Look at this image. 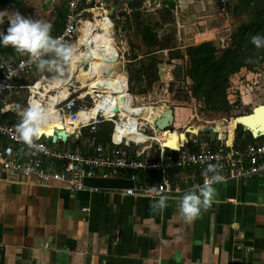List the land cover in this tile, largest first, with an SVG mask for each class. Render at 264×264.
<instances>
[{
  "label": "built area",
  "instance_id": "2783aa9c",
  "mask_svg": "<svg viewBox=\"0 0 264 264\" xmlns=\"http://www.w3.org/2000/svg\"><path fill=\"white\" fill-rule=\"evenodd\" d=\"M145 2L149 6L155 5L154 8L162 4L158 0ZM229 5L230 0H218L216 16L230 13ZM178 6L175 5L173 10L177 11ZM131 11L129 0H67L63 27L53 36L73 50L72 58L66 62L62 73L56 71L50 76L41 73L34 77L36 65L30 61L27 53L0 57V170L18 178L34 177L42 183H55L71 191L98 189L84 185L85 177L125 178L132 181V186L116 189L120 196L148 199H159L153 188L167 198H179L191 189L198 191L210 164L217 165V171L224 177V181L217 184L236 183L264 174V134L252 137L255 142L239 145L236 135L232 142L222 138L223 134L228 133L224 126L216 130L213 141L209 136L207 140L200 137L201 131L187 133V140L177 149H172L163 144L165 138L162 134L176 128L173 126V108L172 123L158 132L154 127L155 121L151 124L147 117L140 114L134 117L135 113L127 108H143V104L136 105L135 101L127 103L124 97L125 105L122 107L121 96L116 92L108 93L98 87L89 89L90 84L84 86L78 75L85 65L88 67L89 60L81 55L87 53L85 42L92 44L90 40L79 43L86 22L95 21L96 18L111 20L112 37L116 39L113 14L125 20L130 17ZM114 44L118 50V61L122 62L124 53L116 41ZM222 47L225 46L222 44ZM233 76L237 77L236 80L232 79ZM56 78L61 80V84L52 87ZM263 80L264 62L253 69H242L233 74L227 89L228 102L233 104L239 101L253 107L257 104L255 102ZM237 81L244 83L237 86ZM127 82L129 88L126 91L131 95L128 77ZM246 95L251 96L248 102L244 99ZM32 105L47 109L50 116L48 123L61 121L67 133L65 142L59 138L51 142L47 140L48 136H41L35 142L37 146L43 145L45 150H40L39 147L30 149L18 139L15 131L17 124L12 122L9 111L22 115ZM146 105L160 106L157 102ZM19 107L21 112L16 110ZM166 107L164 105L163 112ZM105 121L113 122L109 141L94 145L92 140L82 135V129L96 132ZM216 123L210 125L215 126ZM145 128L151 133L144 132ZM188 134L192 137L189 138ZM137 143L144 149L132 151L131 145ZM142 173H147L148 177H141Z\"/></svg>",
  "mask_w": 264,
  "mask_h": 264
},
{
  "label": "crops",
  "instance_id": "0c3cea01",
  "mask_svg": "<svg viewBox=\"0 0 264 264\" xmlns=\"http://www.w3.org/2000/svg\"><path fill=\"white\" fill-rule=\"evenodd\" d=\"M66 1L0 0V11L53 28ZM184 3L175 0L187 12ZM210 7L196 16L209 17ZM7 27L5 21L0 31ZM8 47L12 53L4 56L20 53ZM213 187L211 206L186 223L178 213L184 194L153 213L158 199L122 197L116 189L71 191L0 170V264H264V174Z\"/></svg>",
  "mask_w": 264,
  "mask_h": 264
},
{
  "label": "rangeland",
  "instance_id": "374dc122",
  "mask_svg": "<svg viewBox=\"0 0 264 264\" xmlns=\"http://www.w3.org/2000/svg\"><path fill=\"white\" fill-rule=\"evenodd\" d=\"M187 1L188 0H183V2H186L184 3V6L190 7L186 9L187 12L184 11L185 7L181 6V10L180 8L178 9V11L171 10V13H165L162 10L161 6L165 4L163 0L161 6L157 8L153 7L155 5L149 6L146 2L142 3V12L148 11L147 13H153L154 19H159L162 23V27L157 29L158 36L155 43L156 47L153 48L157 50L153 52L152 56L144 57L145 47L143 45H138L139 41L136 40V32L134 31L133 27L131 29L124 30L122 27L124 20L120 19V30H117V24L115 21L116 39L113 38L110 41L108 40L107 43L112 49V61L114 62L118 59V50L114 44V42L116 41V45L124 53V59L120 63L121 71L124 72L129 79L130 75L135 73L137 66H139L141 62L145 63L147 61H150L152 63H155L154 65L157 68L158 75L159 68L161 69L162 76L159 75V79L155 81H151V78H149L147 72L146 74L143 73V91H137V89L139 88L138 84L134 83L133 86L131 84V96L135 101L136 105H144L143 108L139 109L142 113L144 112L145 115H151L152 113L151 118L154 117L153 119L155 120L159 118L157 117V115H155L157 106L152 112V108L154 107L152 105H146L149 102H157V104L159 105L170 106L171 108H173L175 114V121L173 126L177 127L179 131H183V129L186 127L198 126L202 128L203 126L210 125L211 123L217 121H224L226 119L228 120V122L224 123L228 126L229 123H232V120L236 115H239L240 113L245 114L249 112L252 106L245 105L242 102L241 104L239 102L241 106L233 109L231 112L232 114L229 115V117L228 115L221 112H207L205 110H202L199 107V104L195 101V99L188 95L190 81L188 79H185L184 81H176L174 80L172 74V71L175 65L177 64L181 65L183 72L187 64V57L185 56L184 59H169L171 53L181 51L180 53L185 54L186 47L188 45L197 44L201 41L211 40L218 47H220L222 46L219 44L220 38L222 40V44L226 47V45H228V43L230 42V34L240 23V20L235 17L231 12L224 16H216V0H191L189 5ZM197 5H199V7ZM209 5H211L210 8L212 11L211 15L209 16L210 18L205 17L199 19L198 16H196L197 11L202 9L204 10L203 12H206L208 11L207 9ZM204 15L205 14H202V16ZM115 17L118 18V14L115 13ZM210 19H215L212 20L214 22L211 25L208 24L211 21ZM198 20L199 22H197ZM201 27H203V29ZM161 47L164 48L159 50V48ZM134 56L136 58H133ZM95 65H97V62L94 63V66ZM65 67L66 63L63 64V68ZM55 72L56 71H45V74H52ZM46 75L48 76V74ZM236 78V76H233L232 79L236 80ZM242 83L244 82L242 81L241 83H239L237 81L236 85L238 86ZM171 85L173 89H170ZM91 87H98L103 89V85L97 82L95 84H92ZM260 88V93L258 94L259 97L256 99L255 102L257 104H255L254 106H258L264 103V80L262 81V85L260 86ZM133 92H135L136 94H134ZM256 93H258V91ZM185 96H189V99L184 100L183 97ZM250 97V95H246L244 97L245 101L248 102V99ZM153 119H151L152 122L155 121ZM155 127L156 129H159L156 125ZM170 131L171 132L168 133L169 141L174 139V135L177 133L178 130H175V128H173V130ZM144 132L151 133L150 130L147 128L144 129ZM199 135L205 140H207L209 136L207 132H201ZM187 136L189 138L192 137L191 134H188ZM81 140L83 141L84 138H82Z\"/></svg>",
  "mask_w": 264,
  "mask_h": 264
},
{
  "label": "trees",
  "instance_id": "16d2710c",
  "mask_svg": "<svg viewBox=\"0 0 264 264\" xmlns=\"http://www.w3.org/2000/svg\"><path fill=\"white\" fill-rule=\"evenodd\" d=\"M144 1L129 0L132 8L131 15L124 20L122 27L124 30L134 28L136 40L139 41L138 45L145 47V57L152 56L153 52L157 50L153 48L156 47L157 29L162 27V23L159 19H154L153 13H147V10V12H142L141 6ZM216 1L218 2V0ZM174 7V0H166L165 5L161 6L165 13H171ZM229 7L231 13L240 20V23L230 34V42L226 47L220 48L211 40L201 41L197 44L188 45L185 54L180 53L181 51L171 53L169 59H184L186 56L187 64L183 72L180 64L175 65L172 71L174 80L184 81L188 79L190 81L188 95L195 99L202 110L221 112L228 117L232 114L233 109L241 106L239 101L230 104L227 100L230 77L242 69H253L264 62V47L257 49L251 43L252 36L257 34L264 36V0H230ZM64 17L65 9L59 13V22L52 28V36L61 31ZM112 17L115 19L114 22L116 21V29L120 30V19L116 18L115 14ZM163 48L161 47L159 50ZM8 52L12 53L11 48L0 44V57ZM154 64L147 61L141 62L137 66L135 73L130 75V93L134 83L139 85L138 92L144 90L142 82L146 72L151 81L159 79ZM41 73L45 74V71H40L37 67L33 70L34 77ZM46 74L50 76L53 73ZM170 89H173L172 85ZM189 96L183 97L184 100L189 99ZM241 114L243 113L239 115ZM236 137L239 145L255 142L249 131H244L242 126L237 128ZM140 176L148 177V174L142 173Z\"/></svg>",
  "mask_w": 264,
  "mask_h": 264
},
{
  "label": "clouds",
  "instance_id": "9594fccd",
  "mask_svg": "<svg viewBox=\"0 0 264 264\" xmlns=\"http://www.w3.org/2000/svg\"><path fill=\"white\" fill-rule=\"evenodd\" d=\"M5 21L8 22V27L6 32L0 31V44L27 53L30 61L40 71L63 72V64L70 61L73 50L60 38L51 35L52 25L49 22L25 17L19 11L11 14L7 10L0 11V24ZM251 43L257 49L264 47V36H252ZM49 119L46 108L39 105L29 106L22 113L21 123L15 128L18 139L30 149L39 147L40 150H45L43 145L37 146L35 142L40 139L43 127ZM217 167L210 164L204 173V183L198 187V191L191 189L180 197L178 213L184 217L186 223L194 222L202 210L206 211L211 206L215 195L213 185L224 181ZM152 191L159 195V199L150 205V209L153 213H159L168 206L167 197L160 195L155 188Z\"/></svg>",
  "mask_w": 264,
  "mask_h": 264
},
{
  "label": "bare ground",
  "instance_id": "6f19581e",
  "mask_svg": "<svg viewBox=\"0 0 264 264\" xmlns=\"http://www.w3.org/2000/svg\"><path fill=\"white\" fill-rule=\"evenodd\" d=\"M111 22V23H110ZM111 25V27H110ZM96 29V30H95ZM95 30V31H93ZM93 31V32H92ZM92 32V37H91ZM113 29H112V21L109 19H95V21H87L86 27L82 29V35L79 37V43H84L86 40H90L91 45H88L87 43V50L86 54L85 52L82 53V58L89 60L88 67L86 69H82V71L79 73L78 77L83 82L84 86L89 85V89H91V85L97 83H100L103 85L104 91L111 93L116 92V95L125 97L127 103H132L133 98L132 96L127 93L126 90H128V82H127V76L124 72L120 70V63L118 60L112 61V49L107 44L108 40L110 41L114 37H112ZM219 44L222 45V40L219 38ZM110 54V55H109ZM80 55H78L79 57ZM97 62V65L94 66V63ZM61 84V80L59 78H56L53 80L52 87ZM121 87V88H120ZM90 91V90H89ZM164 104V103H163ZM120 105L122 107L125 105L124 101L120 102ZM127 108L130 109V112L135 113L134 117H136L138 114H140L143 117H147L148 121L153 124L152 120L154 117L151 118V115H145V113L141 112L140 109H134L131 106H128ZM155 107L152 108V112L154 111ZM164 106L160 105L157 106L156 114L157 117H160V114L163 112ZM95 112V109L93 110ZM257 117L254 120H237L235 117L232 120V123H229L227 126L223 121H217L215 125V130H220L224 126L228 131L229 137H232L233 129L236 127L237 122L244 123L248 128H253L257 125L261 124L260 116L256 115ZM155 120V119H153ZM54 124L62 125L60 120H57L53 122L52 124H47L43 127L42 132L46 133L47 135L51 134L53 132ZM156 125V124H155ZM154 125V127H155ZM224 125V126H223ZM193 128V127H190ZM195 129H198V126H194ZM160 129V130H159ZM156 129V131H161V128ZM175 130H178L177 133L174 135V139L169 141L168 139V133L171 131H165L164 134H162V137H164L165 146H168L172 149H177L180 144V133L183 131H179V129L176 127ZM166 137H165V136ZM130 149L135 152H139L144 149V146H142L140 143L132 144Z\"/></svg>",
  "mask_w": 264,
  "mask_h": 264
},
{
  "label": "water",
  "instance_id": "95a60500",
  "mask_svg": "<svg viewBox=\"0 0 264 264\" xmlns=\"http://www.w3.org/2000/svg\"><path fill=\"white\" fill-rule=\"evenodd\" d=\"M113 9L114 7L111 8V12L113 11ZM86 68H87V65H85L84 69ZM159 75L162 76L160 68H159ZM120 100L123 102L124 97L121 96ZM9 114L12 116V119H11L12 122H14L17 125L21 123L22 121L21 114H17L12 110L9 111ZM256 115L260 116V120H261L260 125H257L253 128H248L244 123L238 121L236 127L233 129L232 137H229V134L227 133V134H223L222 138H225L226 140H229L232 142L235 138L236 131L239 126H242L244 130L249 131V133L251 134L253 138H256L259 135H263L264 134V103L258 106H253L251 110L245 114L236 115L235 119L254 120L257 117ZM172 121H173L172 108L170 106H167L165 111L163 112L162 117L158 120H155V124L158 128L163 129L167 127L169 124H171ZM52 123L53 122H50L49 124H52ZM112 129H113V122L105 121L96 132H90L88 131V129L84 128L81 130V133L82 135L92 140L93 144L95 145L97 142L105 143L106 141H109L111 133H112ZM199 131L207 132L209 134L211 141H213L216 138V130H215L214 125H206V126H203L202 128L198 127V129H195L194 127L193 128L186 127L183 129V132L180 133L181 143L187 140V137H186L187 133L196 134ZM41 136H48L47 140L51 142H54L56 138H59L60 141L65 142L67 133L65 132L64 127L62 125L59 126L57 124H54L53 132L51 134L47 135L46 133L42 132L40 137ZM83 183L84 185L88 187H96V188H101V189H119V188H126V187L132 186V181L129 179L112 178V177H85L83 179Z\"/></svg>",
  "mask_w": 264,
  "mask_h": 264
}]
</instances>
